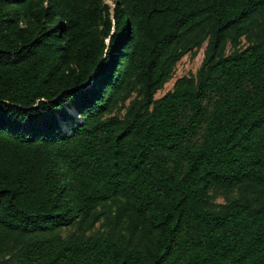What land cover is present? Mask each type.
I'll list each match as a JSON object with an SVG mask.
<instances>
[{
  "label": "trees",
  "instance_id": "trees-1",
  "mask_svg": "<svg viewBox=\"0 0 264 264\" xmlns=\"http://www.w3.org/2000/svg\"><path fill=\"white\" fill-rule=\"evenodd\" d=\"M0 264H264V0H0Z\"/></svg>",
  "mask_w": 264,
  "mask_h": 264
},
{
  "label": "rangeland",
  "instance_id": "rangeland-1",
  "mask_svg": "<svg viewBox=\"0 0 264 264\" xmlns=\"http://www.w3.org/2000/svg\"><path fill=\"white\" fill-rule=\"evenodd\" d=\"M242 45H244V42L242 41ZM205 46L203 45L199 50H197L194 53L186 54L183 56L179 62L175 65L173 74L170 78V80L164 84L163 88L159 90L155 96L154 99H159L168 92L172 91L175 82L182 78V77H189V76H195L196 72L200 68L202 61L204 59V51ZM212 195V201H211V209L217 210L220 205H223L227 202V198L220 194L211 192Z\"/></svg>",
  "mask_w": 264,
  "mask_h": 264
}]
</instances>
